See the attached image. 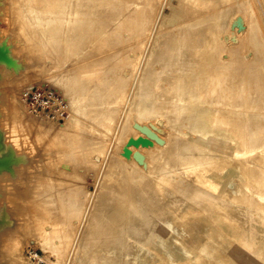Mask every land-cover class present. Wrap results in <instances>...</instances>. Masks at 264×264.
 <instances>
[{
    "label": "bare ground",
    "instance_id": "bare-ground-1",
    "mask_svg": "<svg viewBox=\"0 0 264 264\" xmlns=\"http://www.w3.org/2000/svg\"><path fill=\"white\" fill-rule=\"evenodd\" d=\"M19 1L21 16L26 20L21 19L25 22L24 36L43 51L50 48V53L55 55L56 65L62 69L56 81L66 87L75 113L103 127H112L127 91V78L113 64L126 57L112 50L74 64L70 74L63 67L73 57L79 60L91 51L102 53L114 48L122 42L124 29L129 32L145 29L149 14L137 15L128 22L127 19L133 11L146 6L135 1V6L130 8V0ZM187 1L199 4L202 0ZM249 2L247 40L237 51H231L230 58H222L220 50L224 43L214 32L210 37L207 22L190 24L181 29L178 40L170 37V33L155 40L157 50L151 56L166 51L164 68L160 66V71V67L153 69L145 63L146 73L136 86L135 102L131 103L133 111L140 115L163 113L173 123L193 131L187 134L183 127L175 128L166 144L156 150L153 160L160 166L149 171L154 182L139 173L128 179L137 187L130 183L126 186L125 194L131 191L129 205L134 207L131 212L135 208L141 211L149 194L159 195L161 202L176 196L180 204L176 217L168 209V213L158 218L170 230L162 239V248L170 256L164 259V264H247L242 257L246 245L261 243L257 254L264 249V24L255 14L254 2ZM244 9L247 12L245 6ZM223 17L213 18L217 27L223 25ZM8 32L7 25L0 23V43ZM204 41L206 46L201 47ZM247 45L253 49L252 55L245 51ZM209 51L210 59L205 60L203 56ZM217 61L235 66H218ZM190 65L196 69L187 78L173 74L168 86L158 82L165 80L170 70H184ZM214 68L218 70L209 72L208 69ZM222 109L225 116L221 115ZM63 132L72 136V154L86 158L96 149L104 150V140L99 139L102 132L95 126H86L77 115L71 117ZM89 134L92 136L86 139ZM192 176L203 184L190 181ZM190 207L200 210L185 214ZM98 208L100 212L93 210L89 220L98 227L96 231L103 241L108 238L112 243L108 253L102 252L98 264H111L108 257L115 260L112 264H158L154 251L144 243L158 234L153 221H143L135 212L124 216L118 209L110 213L108 220L102 218L107 205L98 204ZM216 210L222 211L223 217L214 218L212 213ZM73 211L75 215L80 209ZM220 221L229 231L218 224ZM181 259L187 262L180 263Z\"/></svg>",
    "mask_w": 264,
    "mask_h": 264
},
{
    "label": "rangeland",
    "instance_id": "rangeland-1",
    "mask_svg": "<svg viewBox=\"0 0 264 264\" xmlns=\"http://www.w3.org/2000/svg\"><path fill=\"white\" fill-rule=\"evenodd\" d=\"M130 1V8L135 6V1L142 2L146 7L133 11L127 22L137 15L149 14L145 29L134 32L124 29L121 31L122 42L116 43L114 48L102 53L91 51L90 55L79 60L73 57L63 67L70 74L74 64L101 57L103 53L108 54L112 50H117L119 55L126 57L113 64L114 69L124 79L127 78V91L118 108L114 125L106 128L87 116L75 113L66 87L56 81V76L62 69L56 65L55 55L50 53V48L48 52L43 51L36 43H29L24 36L22 29L25 22L21 19L25 18L21 16L19 9L21 2L0 0V23H5L9 30L8 36L0 43V264L100 263L102 252L108 253L112 243L108 238L104 242L96 231L99 230L98 227L89 220L93 210L100 212L98 204L107 205L102 218L106 217L108 220L110 213L118 209L124 216L135 212L142 216L143 221H153L158 234L147 238L144 243L154 251L158 264H164V259L170 258L162 248V239L170 230L158 218L168 211L176 217L180 208L176 196L165 199L164 203L160 201L159 195L149 194L143 209L139 211L135 208L131 212L134 208L129 205L131 191L125 194L126 186L130 183L137 187L136 183L128 182V179L133 175L139 176V173L140 176H148V181L154 182L149 171L160 166L153 160L156 150L166 144L175 128L183 127L187 134H192L193 131L180 123H173L163 113L140 115L133 111L131 103L135 102L137 83L146 73L147 63L153 69L158 70L162 65L164 68L166 51L161 55L151 56L157 50L155 40L167 33L178 40L183 28L190 24L207 22L210 37L216 33L224 43L221 47L225 51L221 48V53L219 52L222 58H230L231 51H237L243 46L247 40V32L250 31L249 1L254 2L255 14L264 24V0H243L246 3L242 6V0H202L199 4L187 0ZM218 15L224 18L221 22L225 27H217V20L213 18ZM179 28L183 30L180 31ZM31 29L34 31L35 27ZM206 37L208 39L209 35ZM205 41L200 44L201 47L206 46ZM245 51L252 55L253 49L247 45ZM208 54H211L210 51L203 56L205 60L210 59L211 55ZM215 65L235 66L227 61H217ZM162 67L159 68L160 71ZM195 69V65L186 66L184 70L172 69L168 76H164L165 80L160 79L158 82L168 86L170 75L179 74L180 77L187 78ZM208 70L212 72L218 69ZM29 91L41 94L47 92L54 97L44 111L39 99H35L34 103L28 99ZM214 96L215 94L211 95V100H214ZM222 110L221 115L225 116L226 112ZM75 115L86 126H95L102 132L99 139L104 140L103 152L96 149L86 158L72 154V136L63 130L68 128L71 117ZM91 136L86 135V139ZM196 178L189 177L190 181L202 185L203 182ZM74 201L76 203L73 206ZM75 208L80 209V212L74 215ZM198 210L200 209L190 207L185 214H194ZM212 215L214 218L223 217V212L216 210ZM218 224L229 231L221 221ZM118 229L120 230L119 227ZM124 230H127V226ZM260 246L261 243H256L253 246L246 245L243 249L242 257L247 264H264V249L261 253H256ZM108 262L112 264L115 260L108 257ZM179 262L185 263L187 260L181 259Z\"/></svg>",
    "mask_w": 264,
    "mask_h": 264
},
{
    "label": "built area",
    "instance_id": "built-area-1",
    "mask_svg": "<svg viewBox=\"0 0 264 264\" xmlns=\"http://www.w3.org/2000/svg\"><path fill=\"white\" fill-rule=\"evenodd\" d=\"M28 95V99L31 100V102H36V100L39 99V103L42 105V109L45 111L49 105V102L51 101V99L54 97L53 94L50 95V93L44 92L43 94H41L40 92H33V91H29L27 93ZM41 96V97H40ZM49 112V111H48Z\"/></svg>",
    "mask_w": 264,
    "mask_h": 264
}]
</instances>
